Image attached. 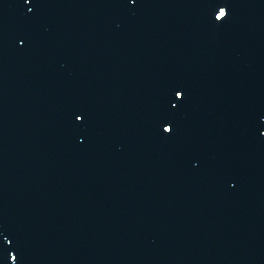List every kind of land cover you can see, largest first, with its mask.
<instances>
[{
  "label": "water",
  "instance_id": "95a60500",
  "mask_svg": "<svg viewBox=\"0 0 264 264\" xmlns=\"http://www.w3.org/2000/svg\"><path fill=\"white\" fill-rule=\"evenodd\" d=\"M0 264H264V0H0Z\"/></svg>",
  "mask_w": 264,
  "mask_h": 264
},
{
  "label": "snow or ice",
  "instance_id": "6c2138e0",
  "mask_svg": "<svg viewBox=\"0 0 264 264\" xmlns=\"http://www.w3.org/2000/svg\"><path fill=\"white\" fill-rule=\"evenodd\" d=\"M226 16V12L224 10L223 7L220 8V11H219V17H225ZM216 19H218V17L216 16ZM180 94L179 92L177 93V95ZM78 119H80V117H78ZM165 130V129H164ZM172 130V129H171Z\"/></svg>",
  "mask_w": 264,
  "mask_h": 264
}]
</instances>
